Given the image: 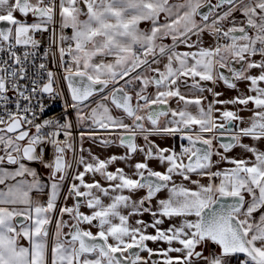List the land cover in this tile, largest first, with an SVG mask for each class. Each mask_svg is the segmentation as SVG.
<instances>
[{
  "label": "snow or ice",
  "instance_id": "1",
  "mask_svg": "<svg viewBox=\"0 0 264 264\" xmlns=\"http://www.w3.org/2000/svg\"><path fill=\"white\" fill-rule=\"evenodd\" d=\"M262 144L264 0H0V264H264Z\"/></svg>",
  "mask_w": 264,
  "mask_h": 264
},
{
  "label": "crops",
  "instance_id": "2",
  "mask_svg": "<svg viewBox=\"0 0 264 264\" xmlns=\"http://www.w3.org/2000/svg\"><path fill=\"white\" fill-rule=\"evenodd\" d=\"M238 87H239V89L241 91H243L245 89V84L244 83H239ZM217 91H221V92L224 93V96L222 97L223 99H229V98H231V97H233V96H235L237 94L235 90L225 89L223 85L218 87ZM205 95H207V93ZM209 99H211V96H209ZM173 106H175V102H173ZM241 115L247 116V115H249V113L243 112V113H241ZM157 142L161 143L162 146H170V145H175L177 143L176 140H173V139H167V140H164V141H159L158 140ZM244 142L245 143H249V141H247V140H245ZM84 146H85V148L91 147L92 151L95 154L99 155L101 158H104V157H107V156L113 155V154H117L118 155V154H121L123 152V149L119 148L118 146L104 147V146H101V145H93L90 142H85ZM261 147L264 148V144H262ZM241 154H242V150L241 149H237V150H235L232 153V155H234V156L241 155ZM136 159H139V157H136ZM118 166L123 167L124 165L120 164ZM152 166L156 167V164H153ZM41 171H45V170L41 169ZM41 198L43 199V197H41ZM69 203H71V201H69ZM143 219L149 220L150 217H148L146 215V216L143 217ZM166 226L167 225H165V227ZM149 231L151 232L152 230L149 229ZM149 246L153 247V248L156 247V245L152 244V243H150Z\"/></svg>",
  "mask_w": 264,
  "mask_h": 264
},
{
  "label": "built area",
  "instance_id": "3",
  "mask_svg": "<svg viewBox=\"0 0 264 264\" xmlns=\"http://www.w3.org/2000/svg\"><path fill=\"white\" fill-rule=\"evenodd\" d=\"M37 39H41V37L39 35H37L36 37ZM48 47V40H47V34H45V38H44V42L41 46L40 49V54L42 56V53L44 51V49ZM41 62H44L47 64V68L51 71H53L54 73H56L57 75V87L63 91H65V94H67L66 91V86L64 85L62 79H60V77L63 76V69L61 67H59V65L54 62L52 57L45 59H41V58H37L36 63L39 64ZM32 71H35V69H32ZM48 111L46 113L47 117H59L60 114L63 112V99L60 100H48ZM70 116H73L72 113H69Z\"/></svg>",
  "mask_w": 264,
  "mask_h": 264
},
{
  "label": "flooded vegetation",
  "instance_id": "4",
  "mask_svg": "<svg viewBox=\"0 0 264 264\" xmlns=\"http://www.w3.org/2000/svg\"><path fill=\"white\" fill-rule=\"evenodd\" d=\"M70 155V154H69Z\"/></svg>",
  "mask_w": 264,
  "mask_h": 264
}]
</instances>
